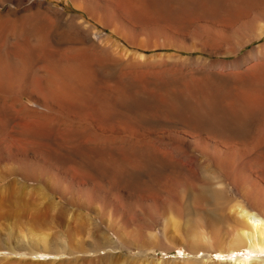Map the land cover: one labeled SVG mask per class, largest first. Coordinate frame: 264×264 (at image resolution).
Returning a JSON list of instances; mask_svg holds the SVG:
<instances>
[{"label": "rangeland", "instance_id": "rangeland-1", "mask_svg": "<svg viewBox=\"0 0 264 264\" xmlns=\"http://www.w3.org/2000/svg\"><path fill=\"white\" fill-rule=\"evenodd\" d=\"M34 2L112 46L67 103L46 96L40 54L6 70L11 86L34 82L0 87V264H239L247 250H225L236 205L264 182V36L234 52L264 33V0H0V13ZM150 152L170 162L129 158ZM223 184L224 199L203 194Z\"/></svg>", "mask_w": 264, "mask_h": 264}, {"label": "bare ground", "instance_id": "bare-ground-1", "mask_svg": "<svg viewBox=\"0 0 264 264\" xmlns=\"http://www.w3.org/2000/svg\"><path fill=\"white\" fill-rule=\"evenodd\" d=\"M43 5L45 4H43L42 2H34L30 6L31 8L29 7L30 9L25 15L19 16V18L13 20L7 19L5 16L2 17V14L0 13V87L6 89L18 88L20 89L19 92H22L24 91V89L28 88L30 82L34 81H30L29 83L26 82L18 87L11 86V77L7 76L8 74H6V70L11 71L13 74H17L25 60L35 61L36 55L40 54L42 57L41 62L44 64L43 68L40 67L42 68V76L40 74V83L42 88L46 91V96L49 99H53L54 101H66L67 103V101L73 100L75 95H78L80 91L86 89L87 86L92 83L93 73L101 69L100 62L98 61L99 54H106L111 48L112 44L107 40L102 44H93V42H91V40L89 39L90 35L92 34L91 28H87L86 26H84V24L78 23V21L76 22L77 19L75 18L73 19V21L72 19L70 20L72 22L63 24L59 21L60 18L58 17L59 14L57 11L47 7V9L45 7L43 8ZM60 25H62V27L65 26V29H67L66 32L62 31V29H59ZM262 36H264V33L258 34L253 39L245 41L235 50L234 53L239 52L243 46ZM86 46L88 47L87 50ZM62 47L67 49V51L65 50V53L68 52V55L65 58L57 57L55 54H53L54 52H51V49ZM260 48L264 49V45H262ZM255 51L256 50H252L250 53L248 52L249 54H247V56H249L250 58L254 57L252 54H254ZM260 55L261 57L257 59L254 58V62H257L258 64L253 65V68H260L261 70H264V51H261ZM244 58L236 59V61L234 62L236 64H240L241 69L244 68V65H242V60H244ZM88 92L90 93V91ZM213 92L212 93L215 96L221 95L220 89H216ZM54 109L56 110V108ZM19 110H21V108ZM216 128L219 131V128L221 127L218 128V126H216ZM221 130H223L224 132H228V130H224V128H221ZM226 134L227 133H221L220 135L217 134L216 136L220 137L223 140H230ZM257 140L264 142V136L259 137ZM143 150H145L144 147ZM213 152L215 155H219L223 151L217 149L216 151L213 150ZM113 155H111L110 157L113 158ZM115 156L117 155H114V157ZM129 158H132L137 162H142L148 165V167H155V164H157L158 166L163 163L165 164L170 162L167 155H162L157 152L140 153L138 155L129 156ZM225 158L227 157L225 156ZM20 165V167H22V169H20L23 170V173H26V175L34 178L38 173V169L40 167L37 165L28 167L24 163ZM132 173H139V171H132ZM258 176L264 178V167L258 173ZM249 179L248 181H246V184L249 185L248 191L246 194L244 193L242 196H240L241 201L236 205V213L238 215L237 217L239 218V220H237L239 221V230L233 238H230L228 240V244L225 246L227 249L224 248L228 251V253H230V255L241 249L247 250L248 255H245L246 257L238 256L234 260V262L237 261L239 264H248L257 257L259 259V256L264 254V182L262 179ZM223 187L224 188L222 189L216 188L215 190H205L203 194L207 193L209 197L220 199L226 196L227 190L230 193L234 191V188H230L228 185L223 184ZM261 208L263 211L260 210ZM219 247L223 246L220 245Z\"/></svg>", "mask_w": 264, "mask_h": 264}]
</instances>
